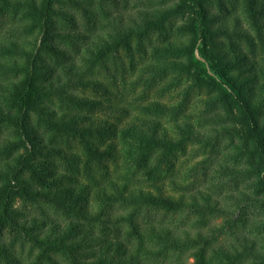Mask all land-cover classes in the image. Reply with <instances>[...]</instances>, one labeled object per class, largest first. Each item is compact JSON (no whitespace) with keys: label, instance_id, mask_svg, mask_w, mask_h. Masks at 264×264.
<instances>
[{"label":"trees","instance_id":"1","mask_svg":"<svg viewBox=\"0 0 264 264\" xmlns=\"http://www.w3.org/2000/svg\"><path fill=\"white\" fill-rule=\"evenodd\" d=\"M117 2L0 0V21H18L0 37V264H264V0H142L109 13ZM125 53L204 92L199 120L211 128L179 119L187 100L122 108L133 120L121 127L83 124L77 109L110 99L72 89L110 95L95 77ZM213 133L224 160L193 167L191 185L166 183L195 143L220 151Z\"/></svg>","mask_w":264,"mask_h":264},{"label":"rangeland","instance_id":"2","mask_svg":"<svg viewBox=\"0 0 264 264\" xmlns=\"http://www.w3.org/2000/svg\"><path fill=\"white\" fill-rule=\"evenodd\" d=\"M124 1L125 0H118L116 4L108 5L107 9L109 13L116 15L117 13L129 12L131 5L135 4L137 7H141L144 3L142 0H129L128 4H125ZM233 16H237L236 10L233 11L230 16H227L229 26H233V22L231 21V19L233 20ZM221 17H223V14H221ZM5 21L6 23H4ZM5 21H0V37L3 35V33L8 32L9 27L12 28L16 23H18V21ZM88 30L91 29L88 27L84 28V25L81 28V31L84 32ZM71 51L72 54L75 55L73 50ZM149 61V54L144 55L142 58L137 57V59L130 61L128 55L125 53L120 57L119 64L111 63L108 68H101L103 70L99 71V74H96L97 76L95 75L96 77H93L97 78L111 90L110 95H105L101 89L95 90L83 86L73 88L71 92L81 98L99 101L110 99L109 103L104 102L105 104H108V106H105V108L93 113L85 108L77 109L75 112L80 113L81 116L84 117L83 124H89L90 119H107L109 123H113L121 127L133 120V117H130L128 114L120 111L122 108L130 110V115H136V113H138L139 106L150 101H161L175 106L181 104L183 100H187V103L182 105L183 113L179 119L181 118L180 120L183 121L186 118L185 115H187V120L195 123L196 127L202 130V132L211 128V122H209L210 124H204V122L202 123L201 120H199L200 118L203 120L202 114L205 109V103L203 101L206 95L204 92L198 91L196 89L187 90L186 86H188V83H185L182 86H174L170 83L171 80H169V77L164 80H160L159 76L154 78L153 75L147 72L144 67ZM77 63L79 64L78 61ZM168 83L169 85L166 87L165 84ZM131 106H133L132 110ZM68 110H74L73 106L71 105V107H68ZM162 122L170 132L175 133V123H172L171 120L167 119H163ZM218 139L221 141L219 152H215V148L213 147L205 148V144L195 143L194 151H190L189 155L187 156H180L178 160L175 161L174 171L171 173V175L166 176V183H169L172 179H175L178 183L191 185L195 181V173H192L191 171L193 167L202 164V162H205V159L208 158H214L215 161H223V156L229 151V149L224 146L223 138L218 137L216 133H213L212 135L211 144L213 145L216 143ZM70 145L71 148L67 149L69 152H78L76 143H70ZM211 151L213 152L212 154ZM211 169H213V166ZM198 183L203 186V178H198ZM197 187L198 185L196 184V188ZM17 204L20 207V203ZM31 211L32 209L30 212ZM252 211H249V219L254 217ZM35 215L39 218L41 216L38 215V212H35ZM159 217H161V215H159ZM163 218H165L164 221L166 222L170 221L169 217ZM214 223L220 224L221 221L217 220ZM231 241L232 239L224 235H222L219 239L220 243H229ZM18 254H21L19 250ZM26 256L27 255L25 253L21 254V260H23ZM58 259L60 258H57V260ZM27 260L28 259H26V262ZM193 261L194 260L192 258L188 260L189 264H192Z\"/></svg>","mask_w":264,"mask_h":264}]
</instances>
